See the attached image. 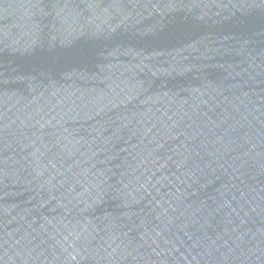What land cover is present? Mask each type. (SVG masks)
I'll return each mask as SVG.
<instances>
[{"label": "water", "instance_id": "95a60500", "mask_svg": "<svg viewBox=\"0 0 264 264\" xmlns=\"http://www.w3.org/2000/svg\"><path fill=\"white\" fill-rule=\"evenodd\" d=\"M0 264H264V0H0Z\"/></svg>", "mask_w": 264, "mask_h": 264}]
</instances>
